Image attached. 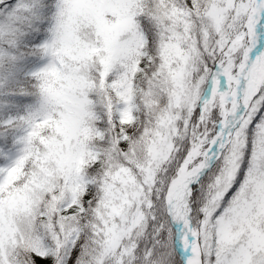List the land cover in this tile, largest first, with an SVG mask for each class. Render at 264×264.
<instances>
[{"label":"snow or ice","instance_id":"6c2138e0","mask_svg":"<svg viewBox=\"0 0 264 264\" xmlns=\"http://www.w3.org/2000/svg\"><path fill=\"white\" fill-rule=\"evenodd\" d=\"M0 264H264V0H0Z\"/></svg>","mask_w":264,"mask_h":264}]
</instances>
